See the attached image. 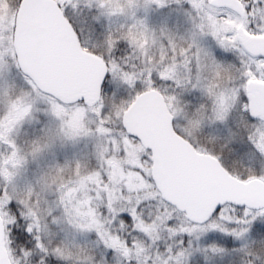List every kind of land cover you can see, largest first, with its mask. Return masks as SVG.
<instances>
[{
  "label": "snow or ice",
  "instance_id": "snow-or-ice-1",
  "mask_svg": "<svg viewBox=\"0 0 264 264\" xmlns=\"http://www.w3.org/2000/svg\"><path fill=\"white\" fill-rule=\"evenodd\" d=\"M0 264H264V0H0Z\"/></svg>",
  "mask_w": 264,
  "mask_h": 264
}]
</instances>
